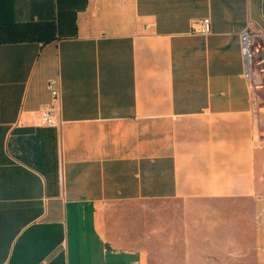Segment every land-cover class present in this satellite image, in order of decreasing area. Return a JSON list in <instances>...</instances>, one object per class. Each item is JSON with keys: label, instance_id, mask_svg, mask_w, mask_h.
<instances>
[{"label": "crops", "instance_id": "0c3cea01", "mask_svg": "<svg viewBox=\"0 0 264 264\" xmlns=\"http://www.w3.org/2000/svg\"><path fill=\"white\" fill-rule=\"evenodd\" d=\"M248 28L264 49V0H0V264H264Z\"/></svg>", "mask_w": 264, "mask_h": 264}, {"label": "built area", "instance_id": "2783aa9c", "mask_svg": "<svg viewBox=\"0 0 264 264\" xmlns=\"http://www.w3.org/2000/svg\"><path fill=\"white\" fill-rule=\"evenodd\" d=\"M212 31L211 20L204 19L193 35L207 36ZM243 58V78L248 86L254 109L257 106L259 93L264 88V64L262 62L263 46L260 35L248 28L240 37ZM51 102L39 111L41 124L46 127H57L62 124V82L60 79L48 83Z\"/></svg>", "mask_w": 264, "mask_h": 264}, {"label": "rangeland", "instance_id": "374dc122", "mask_svg": "<svg viewBox=\"0 0 264 264\" xmlns=\"http://www.w3.org/2000/svg\"><path fill=\"white\" fill-rule=\"evenodd\" d=\"M195 206H197L198 208V213L199 214H203V215H206L208 214V202H198L195 204ZM182 205L181 204H177L176 205V209L178 212H181L182 209H181ZM153 213H150L149 215V223H150V226L151 224H156V220H157V216H156V213H155V205H154V208L151 207ZM201 250H199L197 252V256L194 258V260L192 261H188L186 260V257L183 256V255H177V256H174V260H172L173 257H169V256H163V255H160V258H161V261L158 260V254H157V251H156V247H152V249H150V255H149V262L148 264H208V254H207V249L208 247H201L200 248ZM164 260V261H163ZM108 264H113V263H108Z\"/></svg>", "mask_w": 264, "mask_h": 264}]
</instances>
